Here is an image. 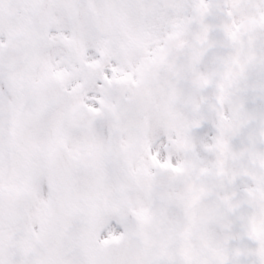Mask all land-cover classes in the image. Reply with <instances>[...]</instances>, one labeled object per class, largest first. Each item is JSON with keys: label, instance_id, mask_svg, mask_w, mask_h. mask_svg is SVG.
Here are the masks:
<instances>
[{"label": "snow or ice", "instance_id": "1", "mask_svg": "<svg viewBox=\"0 0 264 264\" xmlns=\"http://www.w3.org/2000/svg\"><path fill=\"white\" fill-rule=\"evenodd\" d=\"M0 264H264V0H0Z\"/></svg>", "mask_w": 264, "mask_h": 264}]
</instances>
